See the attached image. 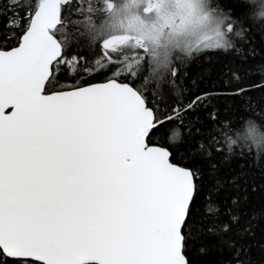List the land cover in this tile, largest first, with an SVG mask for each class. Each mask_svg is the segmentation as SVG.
I'll return each instance as SVG.
<instances>
[{"label": "snow or ice", "instance_id": "snow-or-ice-1", "mask_svg": "<svg viewBox=\"0 0 264 264\" xmlns=\"http://www.w3.org/2000/svg\"><path fill=\"white\" fill-rule=\"evenodd\" d=\"M10 2L9 26L20 35L3 37L15 47H0V264H192L189 247L206 237L242 251L228 238L240 216L218 203L225 181L213 153L231 152L237 140L264 144V133L249 122L229 129L236 139L194 141L182 165L151 134L178 120L172 137L180 127L191 135L210 94L161 119L148 92L154 86L164 102L173 60L234 49L244 20L224 0H102L88 3L84 21L64 16L72 0ZM245 3L264 20V0ZM85 34L99 48L91 65L66 52ZM96 71L113 78L81 82Z\"/></svg>", "mask_w": 264, "mask_h": 264}, {"label": "trees", "instance_id": "trees-1", "mask_svg": "<svg viewBox=\"0 0 264 264\" xmlns=\"http://www.w3.org/2000/svg\"><path fill=\"white\" fill-rule=\"evenodd\" d=\"M100 8L102 0H72L64 9V16L72 20L84 21L89 13L87 5ZM228 11L235 12L244 20V34L236 38L235 48L228 51L207 49L192 57L174 59L173 67L177 75L169 76L162 89L164 102H161L156 89L149 85V106L158 109L161 119L172 114L177 104H187L196 96L210 94L204 105L198 109L199 122L194 125L192 134L188 128H179V138L172 137V131L179 126L178 120L166 122L155 130L150 137L151 144L169 147L175 157L174 162L182 165L189 163L186 149L194 141H207L211 136L217 140L227 132L233 139L231 130L247 128L251 122L260 133H264V20L249 16L250 9L245 0H224ZM17 9L11 7L10 0H0V47L16 46V39L4 41L5 36H19L18 29L9 26ZM99 23L101 13L91 14ZM72 32H84L83 25ZM76 41L70 50V56H84L89 64L99 57L98 47H89L88 37L75 36ZM144 75H148L147 72ZM238 77V79H237ZM113 78L110 72L96 71L83 77V82L106 81ZM119 82H131L121 80ZM63 82V81H62ZM137 86L142 79L135 81ZM245 91L236 95L238 89ZM210 101V103H209ZM211 113L216 114V122L208 119ZM194 119L188 115L185 124ZM195 129H200L199 134ZM213 162L217 164V174L225 181L219 194L221 208H233L240 216L239 224L229 234L236 250L223 245L215 237H206L192 244L188 256L192 264H264V144L256 140H237L232 151L225 148L221 153H213ZM200 167V163L196 162ZM206 177L205 183L211 182ZM235 180V183L228 181ZM235 200L237 203L232 204ZM201 248L204 251H201Z\"/></svg>", "mask_w": 264, "mask_h": 264}, {"label": "water", "instance_id": "water-1", "mask_svg": "<svg viewBox=\"0 0 264 264\" xmlns=\"http://www.w3.org/2000/svg\"><path fill=\"white\" fill-rule=\"evenodd\" d=\"M15 47V46H13ZM107 81V80H106ZM106 81H98V82H92V83H103V82H106ZM119 82V81H118ZM152 145H156V146H160V145H157V144H152ZM163 147V146H162Z\"/></svg>", "mask_w": 264, "mask_h": 264}]
</instances>
